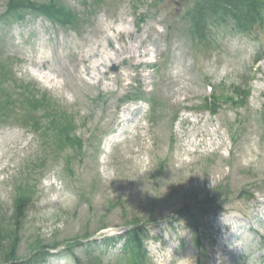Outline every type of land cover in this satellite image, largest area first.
I'll list each match as a JSON object with an SVG mask.
<instances>
[{
	"label": "rangeland",
	"instance_id": "obj_1",
	"mask_svg": "<svg viewBox=\"0 0 264 264\" xmlns=\"http://www.w3.org/2000/svg\"><path fill=\"white\" fill-rule=\"evenodd\" d=\"M62 1L79 15L77 29L32 14L8 23L0 0V58L13 62L8 88L35 84L76 119L83 141L80 151L58 150L14 118L0 120V264L18 187L31 199L19 226L20 258L37 245L80 238L74 254L54 251L44 264L92 254L128 264L123 242L107 245L104 235L135 224L144 232V264H264V58L256 61L264 23L244 34L209 29L215 37L202 44L186 15L195 0ZM130 42L140 51H116ZM99 43L115 61L80 79L99 61L85 60ZM42 56L57 85L39 80L33 60ZM233 91L247 94L244 105L206 110V98ZM208 198L199 250L178 212Z\"/></svg>",
	"mask_w": 264,
	"mask_h": 264
},
{
	"label": "trees",
	"instance_id": "obj_2",
	"mask_svg": "<svg viewBox=\"0 0 264 264\" xmlns=\"http://www.w3.org/2000/svg\"><path fill=\"white\" fill-rule=\"evenodd\" d=\"M101 1L93 0L92 6L98 5ZM28 14L44 16L54 24L65 28L77 29L80 22L79 15L62 0H7L3 18L12 23L23 20ZM186 15L192 21L196 38L202 44H206L215 37L209 34V29L221 28L225 25V28L231 29L234 33L244 34L252 31L258 23H264V0H195L194 6ZM11 74L10 65L0 60V120L12 117L42 135L43 138L46 137L58 150L71 147L80 151L83 141L76 134V119L65 108L56 104L47 93H41L33 84L22 82L21 85L15 86L18 92L9 89L8 82ZM236 96L238 99L241 97L247 99V94L243 96L236 94ZM217 103L218 100L214 101V106L207 105L213 113L217 112ZM17 189L19 193L14 201L15 214L6 232L10 245L2 252V264H42L51 251L58 249L61 245L59 243L52 246L37 245L30 258L18 257L19 226L31 199L27 190L21 187ZM211 199L209 198L206 204L203 203L198 207L186 205L179 212L191 220L197 236L202 227L199 222L200 217L207 214ZM200 239L198 237L197 242L202 248ZM119 241H123L122 254L128 264H144L147 261L148 252L140 226H133L123 235L104 239L106 244ZM79 244L83 242L80 238H76L67 242L65 246L66 249H70L71 254H74L72 249ZM73 258L76 264H103L101 257L97 254L89 255L86 259L78 258L76 255H73Z\"/></svg>",
	"mask_w": 264,
	"mask_h": 264
},
{
	"label": "bare ground",
	"instance_id": "obj_3",
	"mask_svg": "<svg viewBox=\"0 0 264 264\" xmlns=\"http://www.w3.org/2000/svg\"><path fill=\"white\" fill-rule=\"evenodd\" d=\"M108 28L110 30L114 29L117 32L121 31V28L118 27H114V26H109ZM104 34V31H103ZM109 39V37H107V40ZM142 42V41H141ZM120 53H124V52H138L140 51V47L139 46H135L133 42H130L129 44H126L124 47L119 48L118 50H116ZM143 54L146 55V53L144 52ZM91 58H98L99 61L97 62H91L90 64H88L86 66V69L82 72H80V76L78 74V76L80 77V79H84L83 73L85 72L86 74H93L95 72H99L101 66L106 67L108 65V63L110 62H114L115 59L110 56V55H105L104 54V49L102 48L101 44H97L95 48H93L91 50V53L88 56H85V60L91 59ZM34 65L37 68V73L39 75V80H41L44 84H52L53 85H57V81H56V76H52L54 75V70L53 67L51 66V62L50 59L47 56H42L37 64L36 60H33ZM47 68L50 72H44L43 70ZM128 122L131 121V118H127L126 119ZM214 135H218L217 132H214Z\"/></svg>",
	"mask_w": 264,
	"mask_h": 264
}]
</instances>
